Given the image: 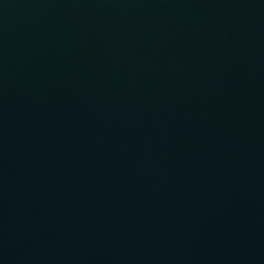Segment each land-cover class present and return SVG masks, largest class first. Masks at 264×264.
Segmentation results:
<instances>
[{"label": "water", "instance_id": "95a60500", "mask_svg": "<svg viewBox=\"0 0 264 264\" xmlns=\"http://www.w3.org/2000/svg\"><path fill=\"white\" fill-rule=\"evenodd\" d=\"M0 264H264V0H0Z\"/></svg>", "mask_w": 264, "mask_h": 264}]
</instances>
